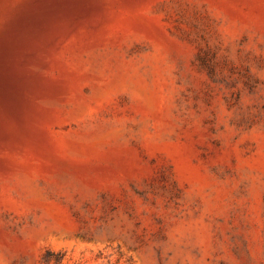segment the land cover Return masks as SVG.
<instances>
[{"label":"rangeland","instance_id":"obj_1","mask_svg":"<svg viewBox=\"0 0 264 264\" xmlns=\"http://www.w3.org/2000/svg\"><path fill=\"white\" fill-rule=\"evenodd\" d=\"M0 264H264V0H0Z\"/></svg>","mask_w":264,"mask_h":264},{"label":"trees","instance_id":"obj_2","mask_svg":"<svg viewBox=\"0 0 264 264\" xmlns=\"http://www.w3.org/2000/svg\"><path fill=\"white\" fill-rule=\"evenodd\" d=\"M53 255L51 252H48V256H51ZM61 258L60 254H57L56 255V260H59Z\"/></svg>","mask_w":264,"mask_h":264}]
</instances>
